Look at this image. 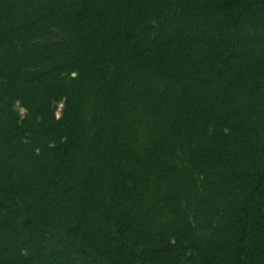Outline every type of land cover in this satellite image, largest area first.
<instances>
[{
	"label": "trees",
	"instance_id": "16d2710c",
	"mask_svg": "<svg viewBox=\"0 0 264 264\" xmlns=\"http://www.w3.org/2000/svg\"><path fill=\"white\" fill-rule=\"evenodd\" d=\"M0 264H264V0H0Z\"/></svg>",
	"mask_w": 264,
	"mask_h": 264
},
{
	"label": "rangeland",
	"instance_id": "374dc122",
	"mask_svg": "<svg viewBox=\"0 0 264 264\" xmlns=\"http://www.w3.org/2000/svg\"><path fill=\"white\" fill-rule=\"evenodd\" d=\"M62 107H63V104L60 102L58 104L57 109H56L57 115H60L61 114ZM17 109H18V111H19V113H20L21 116H23L25 114V109L22 106L17 105Z\"/></svg>",
	"mask_w": 264,
	"mask_h": 264
}]
</instances>
